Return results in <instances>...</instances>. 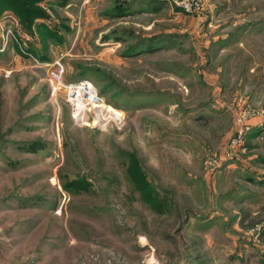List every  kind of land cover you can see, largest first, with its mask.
<instances>
[{
  "label": "rangeland",
  "instance_id": "rangeland-1",
  "mask_svg": "<svg viewBox=\"0 0 264 264\" xmlns=\"http://www.w3.org/2000/svg\"><path fill=\"white\" fill-rule=\"evenodd\" d=\"M55 1L42 50L0 19V264H260L264 0Z\"/></svg>",
  "mask_w": 264,
  "mask_h": 264
},
{
  "label": "built area",
  "instance_id": "built-area-1",
  "mask_svg": "<svg viewBox=\"0 0 264 264\" xmlns=\"http://www.w3.org/2000/svg\"><path fill=\"white\" fill-rule=\"evenodd\" d=\"M169 3L173 4L172 6L175 8H179L182 12L188 13V11H191L193 8H196V4L194 0H168ZM1 20H9L8 23H11L13 25V28L17 32L20 37H26V35L22 34L21 28H19L17 22L11 17L10 13H3L0 17ZM0 20V21H1ZM11 31H8L10 33ZM63 77H64V70L61 65H56L55 67L48 70V86L49 91L51 95H55L57 92L58 87H61L63 85ZM75 94L79 95L81 98V101H87L96 98V89L93 87L92 83L83 80L77 83L74 87ZM240 129V128H239ZM247 129H240L238 132L237 139L244 138ZM238 142V141H237ZM240 143V141H239Z\"/></svg>",
  "mask_w": 264,
  "mask_h": 264
},
{
  "label": "trees",
  "instance_id": "trees-1",
  "mask_svg": "<svg viewBox=\"0 0 264 264\" xmlns=\"http://www.w3.org/2000/svg\"><path fill=\"white\" fill-rule=\"evenodd\" d=\"M38 1H43L44 2V0H24L23 3L20 6H17V7H13L12 6L14 4V2L10 1V3H11L12 8H14V10H17L18 9L19 11H25L26 12V14L24 16H22L23 21L20 23L21 24V30L25 34H28L31 37H34L35 36V33L33 32V29H35V27H36L37 31H39L41 33L40 34L38 32L40 35H39V39L37 40V42L39 41L40 43H45L48 46V44H47L48 41L49 40L50 41H56L57 40V36L55 34H53L54 32L53 33H51V32L48 33L47 31H44V30H49V31H51V30L48 29L43 23L34 25V20H36V19L43 20V19H45L47 17L46 14L44 13V11H42L38 7L29 8V6L32 3L38 2ZM34 42H36L35 41V38H34ZM140 45H141V43H139L138 45L136 44V45H134V47H131L129 50H132V49L134 50L135 48L140 47ZM141 46H143V45H141ZM16 48H17V50L20 53L23 54V56L26 55L18 47H16ZM153 48L154 47H152L150 50H152ZM31 49L34 50V48H32V47H31ZM27 50H28V52H30L29 51V48ZM34 51H36V50H34ZM29 54H31V55L33 54V56H37L36 53H34V52H30ZM128 55H129V51L126 53V55H123V57H128ZM253 132L254 133H252V135L250 137H254V136H257L258 135L256 133V131H253ZM140 191H143V189H141Z\"/></svg>",
  "mask_w": 264,
  "mask_h": 264
},
{
  "label": "crops",
  "instance_id": "crops-1",
  "mask_svg": "<svg viewBox=\"0 0 264 264\" xmlns=\"http://www.w3.org/2000/svg\"><path fill=\"white\" fill-rule=\"evenodd\" d=\"M47 2H49V5L51 4H54L55 2H58V1H55V0H46ZM104 1H108V0H104ZM60 2L62 3L61 5H63V6H66V4H67V0H60ZM69 2V1H68ZM96 2H98L99 3V0H93L92 1V4H95ZM138 3H140V1L139 0H124L122 3H121V5H120V7L119 8H114V9H111V10H103L102 12L101 11H98L99 12V14H100V17H98V16H96L95 14H94V16H96V17H94L98 22H100L101 24H105L106 22H107V20H110V17H111V15L112 14H116L117 13V15H119V19L121 20L122 18H124L125 17V15H127V16H129V14L132 16H134V14L136 15L137 13H139V12H141V11H143V9H139L138 8V10H135V9H133V11H131V12H128L126 9L127 8H129V7H133V8H137L135 5H137ZM48 4V3H47ZM100 4V3H99ZM103 4H104V2H103ZM127 5L129 6V7H127ZM96 13V12H95ZM144 13V12H143ZM126 16V17H127ZM92 19V18H91ZM42 22V20L41 19H36L35 21H34V25H37V24H40ZM53 23L55 24V22L53 21ZM37 40H38V38L37 37H35V41H36V43H37V45H36V50H38V47L40 46H38V42H37ZM40 49H41V47H39ZM42 50V49H41ZM252 130V129H251ZM263 253H261L260 255H259V259H258V262L260 263V264H264V251H262Z\"/></svg>",
  "mask_w": 264,
  "mask_h": 264
},
{
  "label": "bare ground",
  "instance_id": "bare-ground-1",
  "mask_svg": "<svg viewBox=\"0 0 264 264\" xmlns=\"http://www.w3.org/2000/svg\"><path fill=\"white\" fill-rule=\"evenodd\" d=\"M77 100H79V101H77V110H78V112H79V110L82 109V104H81L79 98H78ZM95 107H101V106H95ZM106 111L109 112V113H113V115H116L117 117H119V115H120V117H121V114H120L119 112H116V110H114V109L107 108ZM102 113H103V112H102Z\"/></svg>",
  "mask_w": 264,
  "mask_h": 264
}]
</instances>
